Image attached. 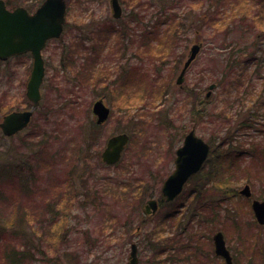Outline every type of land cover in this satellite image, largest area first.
Instances as JSON below:
<instances>
[{
	"label": "rangeland",
	"instance_id": "374dc122",
	"mask_svg": "<svg viewBox=\"0 0 264 264\" xmlns=\"http://www.w3.org/2000/svg\"><path fill=\"white\" fill-rule=\"evenodd\" d=\"M6 1L10 8L26 6L33 11L38 6L28 0ZM119 1L123 8L120 20L113 18L109 0L70 1L64 34L43 51L46 73L41 101L30 124L15 136L0 129V222L12 217L18 205L28 214L19 228L35 251L33 247L28 250L24 264H128L130 243L135 241L139 255L152 254L162 264H170L168 259L176 255L171 264H226L214 255L212 238L219 230L224 232L234 264H264V226L255 220L252 200L239 194L248 183L253 197L264 200V109H257L260 102L252 101L254 92L264 86V19L260 21L257 14L260 0H239L241 4H236L238 0ZM161 9L169 18V14L177 15L184 26L177 21L180 36L165 43L159 59V41L151 40L150 50L141 37L145 32L137 26H153ZM136 15L141 24L134 27L133 36L126 34L122 40L113 33L125 30L129 17ZM203 19L207 20L201 26ZM197 40L204 43L202 53L186 74L184 89H174L189 48ZM112 43L124 46L112 48ZM242 50L246 57L253 53L263 60L262 78L254 81L253 94H248L249 80L231 93L226 91L227 80V89L217 86L214 90L205 120H196V115L192 121V105L198 104L194 93L199 91L202 97L209 85H218L225 76L222 69L227 56ZM92 51L98 52V66L84 61L85 53ZM32 65L30 53L0 61V123L12 111L32 110L26 95ZM255 70L256 65H251L248 74ZM101 99L112 109L104 127L96 126L92 114L94 103ZM195 107L197 113L200 107ZM222 109L232 126H239L244 118L254 123L238 133L233 143L247 153L225 167L241 166L231 176L218 174L217 187L229 186L234 177L233 188L220 190L211 184L198 194L196 186L204 184L212 171L209 162L173 203L174 211L163 207L155 220L145 222L144 202L151 197L161 199L162 185L175 169L176 152L194 125L197 134L212 144L213 155L219 154V169L227 149L220 142L235 130L214 116ZM217 131L219 138L214 142ZM121 133L131 135L129 147L118 165L104 167L100 155L107 141ZM243 173L251 181L237 183ZM168 212H174L176 219H163ZM142 222L139 235L137 226ZM190 222L196 225L187 230ZM1 234L0 264H9L7 250L14 245L18 251L26 247L10 229ZM182 241L184 251L177 249ZM162 247L172 253L164 248V253H157Z\"/></svg>",
	"mask_w": 264,
	"mask_h": 264
},
{
	"label": "water",
	"instance_id": "95a60500",
	"mask_svg": "<svg viewBox=\"0 0 264 264\" xmlns=\"http://www.w3.org/2000/svg\"><path fill=\"white\" fill-rule=\"evenodd\" d=\"M68 0H45L42 5L33 13L24 7H18L13 11L7 8L6 2L0 0V60L6 61L16 54L31 52L33 56V71L27 86V97L33 103L30 111L12 112L3 118L0 128L7 136L15 135L26 128L33 116V110L41 100L40 88L45 76L44 59L42 50L47 41L52 38H59L63 32L66 21ZM113 15L121 17L122 11L118 0H111ZM201 44L194 45L189 53L178 84L184 81V75L192 62L201 51ZM215 85L210 87L213 90ZM211 91L207 97L211 95ZM93 112L97 123L103 124L109 118L110 109L103 100L94 103ZM129 142L127 134H120L112 137L102 154L103 161L108 164H116L120 161L122 153ZM210 151V146L203 139L196 136L192 131L185 138L183 147L178 151L176 159V170L164 184L163 192L168 200L176 198L183 190L188 179L199 172L205 163ZM246 197H251L252 192L249 185L241 191ZM255 217L260 225H264V201L253 202ZM157 201L150 200L146 204L145 211L150 214L151 209L156 212ZM215 251L218 256L226 259L227 264H233L230 252L226 247L224 234L219 231L214 235ZM137 246L133 245L130 264H137Z\"/></svg>",
	"mask_w": 264,
	"mask_h": 264
},
{
	"label": "trees",
	"instance_id": "16d2710c",
	"mask_svg": "<svg viewBox=\"0 0 264 264\" xmlns=\"http://www.w3.org/2000/svg\"><path fill=\"white\" fill-rule=\"evenodd\" d=\"M28 1L32 2V3H30V5H34V6L38 5L39 6L44 0H28ZM215 1L218 2L220 0H215ZM263 2H264V0H260V2H258L259 6H260V4L263 6ZM8 4L11 5L10 1H9ZM236 4H241V1H239V0L236 1ZM262 6H260L261 10L259 11V9H258V11H257L258 17H260V21L264 19L263 18V16H264V6L263 7ZM29 9H31V8H29ZM169 9H171V8L169 7ZM164 11H165L164 9L159 10V12L156 15L157 19H156L155 23L153 24V26L151 25L149 27L148 26L145 27V30L146 29L152 30L151 32L143 30V32H145V33H143V32H142L143 34L141 33L142 34L141 37H142L143 42L147 43L146 46L150 50L153 48V44L151 43V40H153V41L154 40H158L159 41V44H158L159 45L158 46V48H159L158 52L160 53L159 59L162 56V54L164 53L163 50L165 49V43L167 41H169L170 38H172V37H174L176 35L180 36L179 33L182 30H177L178 26H175L177 21L184 26L182 21L178 20V16L177 15L169 14L170 15V18H169V17L165 16V12ZM166 12L168 13V9H167ZM215 14H217V12ZM208 16H210V15L207 14V17ZM256 17L257 16H254L252 19L255 20V19H257ZM242 18L245 20L247 18V16L242 17ZM212 19H214V18H212ZM130 20H131V22H127V26H125L126 29L125 30L121 29L122 30L121 33H119V31H117V32L113 31V33L117 34L118 37H120L122 40L127 39V35L128 34L130 35V37L133 36L134 35L133 32L134 31L136 32L134 27L136 26V24H140V22H141L140 20L137 19L136 16H132ZM205 20H207V19H203L202 20L201 26L204 24ZM132 21L135 22L134 25H131L133 27L130 26V24H132ZM209 22H211V19H210ZM215 23H218V22H215ZM209 25H210V23H209ZM201 26H200V29H201ZM131 28H133V29H131ZM258 28L263 30V25L260 24V26ZM200 29L198 28V30H200ZM174 31L176 33L175 35L173 33H171V32H174ZM106 32H107V30L105 28L104 34ZM101 33H103V32L101 31ZM173 42H175V41H173ZM145 43L143 45H145ZM120 44H122V43H120ZM259 45L258 44L255 45V48H258ZM244 53H245V51L242 50L241 54H239V52L236 55L229 54L227 56V58L225 59V61H224L225 65H223V69L222 70H224L225 76L221 79V81H219L218 86L225 87V89H227V85L225 84V82L228 80L229 89H227L226 91H228L230 93L233 92L235 88L237 89L239 87H242L245 84L246 80H249L248 86L250 85L251 91H249L248 94H253L254 91L252 90V86H254V88L256 87V85L254 84V81L257 82L258 80H260L262 78L261 77L262 76L261 75V68H262V61L263 60L260 59V58H256L253 55V53L249 54V56H247V57L245 55H243ZM97 54H98V52L96 53V52H93V51L90 52L89 54L85 53L84 61L87 60L89 62L88 65H90L92 63L93 67L95 66L94 63L98 66L99 60L97 58H99V56L95 58V56H97ZM238 54H239V56H237ZM251 65H256V70H255V72H253V74H248L249 68H250ZM83 67H84V64L81 65V69ZM98 68H96V69L101 70V68H103V67L100 66ZM97 72H99V71H97ZM134 72L135 71H131V73H134ZM136 75H138L137 72H136ZM235 84H237V85H235ZM146 88H148L147 85H146ZM254 93H257V94L256 95H252L253 103L257 104V102H260V103H258L259 106H257V109H264V102H262V100L264 98V86L262 87V89L260 91L254 92ZM200 94H201V92H199V91L194 93L193 97L195 99V103H199ZM161 96H162V94H161ZM213 100L214 99H211L210 101H206L205 104L202 105V106L199 105V104L192 105L191 117H190L192 119V121H193V118L197 117L196 115H198L196 120H202L204 118L203 117L201 119L202 113H204V116H206L208 105L211 102H213ZM243 100L244 99L242 98V103L244 104L245 101H243ZM227 102H229V101H227ZM195 105L200 106V110L197 113H196L197 109H196ZM224 111L225 110L222 109L219 114L214 115V116L218 120L222 121V125L225 126V125L228 124V129H231V130L235 129V130H234V132L231 135H229V136L227 135V137L222 139V141L220 142L221 146H223V147L227 146V149L225 151L226 153H224L222 155L223 159H221V161H219V169H218V160L220 158L219 154L216 153V156L213 155L211 157V160L209 162H212L211 163L212 171L209 173V175L206 178H204V180H205L204 184L196 186L197 191L199 190V192H198L199 195L202 193V190H205L208 187V185H211V184H212V186L214 188H218L220 190H222L221 188H228L227 191H230L233 188V185L232 184L230 185V182L232 181V179L234 177H231V181L228 183L229 186H219L221 188L217 187L216 186V182L219 179L218 178V174L227 172L228 175L231 176V174L234 172L235 167L237 166V168H239V166H241V164L239 165V163H237V164H231L230 166L228 165L229 167H225L228 164V161H231V160L234 161L235 157L241 156V153H243L241 151L243 149V146L239 145L236 148L233 146V143L235 142V137L241 131H244V130L252 128V126H253L252 124H254L253 122H249L246 118H244L243 122L241 124H239V126L237 124L238 127L235 126V125L232 126L233 121L231 119H228V116L225 115ZM218 134H220L219 131H217L216 134L213 135L214 136V142L219 138ZM256 156H257V154H256ZM214 158L216 160L212 161ZM199 175L193 177V179L191 181L192 182L195 181L199 177ZM71 178H73V177L71 176ZM244 179H246V181L247 180L251 181V179L248 178L243 173V176H238L237 183H240ZM226 181H227V179L224 180V182H226ZM68 185H69L70 189H72V190L74 189L73 185L70 182V180L68 182ZM73 192H74V190H73ZM27 216H28V214H26V211L22 210L21 206L18 205L17 207H14V212L12 214V217H10L7 221L0 222V242H4V241H2L3 234H1V233L6 231L7 229H10L12 234H14V235H18L19 234V236L21 237L20 240L22 241V244L26 247L22 251L21 250L18 251L19 249L15 245L13 247H11L10 249H8L7 252L5 253V255H6V260H7V262L9 264H24L23 260L27 259L28 250L30 251V249L33 247V246L28 245V243H27L28 242V237L26 236V234L23 231V229L19 228V227H22V224L27 221V218H26ZM174 216H175V219H176L177 215L175 214ZM191 222H192V220H191ZM191 222H190L189 228L187 230L192 229V228L195 227L196 223L194 222L193 224H191ZM178 225H180V224H178ZM179 228H180V226L178 227V229ZM158 240H160V239H158ZM177 242H179V241L177 240ZM162 243H163V241L160 242V244H162ZM183 243L184 242L182 241V244ZM182 244L179 243V248H177V249L179 250L181 248L184 251L185 248H183V247H184L185 244H183V245ZM162 246H163V244H162ZM33 248H34V251H35V247H33ZM163 248L166 249L165 252L169 251V253H172V251H171L172 249H167L166 247H162L161 249H159L157 251V253H159V254L164 253V249ZM178 256L179 255L172 256L171 258H169L168 260L170 261V264L172 262H174L175 259ZM160 260L161 261H158L156 264H162L163 260L162 259H160ZM166 262L167 261H165L164 264H166Z\"/></svg>",
	"mask_w": 264,
	"mask_h": 264
},
{
	"label": "flooded vegetation",
	"instance_id": "af4514ba",
	"mask_svg": "<svg viewBox=\"0 0 264 264\" xmlns=\"http://www.w3.org/2000/svg\"><path fill=\"white\" fill-rule=\"evenodd\" d=\"M132 17V16H131ZM131 18L129 17V20H130ZM115 32H117V30H115ZM110 43H111V40L109 41ZM110 46L112 47V48H116V47H122V46H124L123 44H120V45H118V46H115L114 45V43H112V44H110ZM181 71V70H180ZM181 72H179V74H180ZM177 80H178V77L176 78V80H175V83L173 84V85H175L176 83H177ZM173 88H174V86H173ZM178 88H180V86L178 87ZM175 89V88H174ZM92 114H93V117H94V119H93V122L96 124V126H98V125H100V126H98V127H104V125L109 121V118H108V120H107V122L105 123V124H99V123H97V121H96V117H95V114H94V112H93V110H92ZM103 165V164H102ZM187 229V228H186ZM183 233V232H182ZM181 233V234H182ZM216 234V233H215ZM214 234V235H215ZM139 243V242H138ZM214 255L217 257V254H216V251H215V249H214ZM141 256V257H140ZM155 257H154V255H139V259H138V264H156L157 263V261L154 259ZM220 259H222L223 261H224V259L223 258H221L220 257Z\"/></svg>",
	"mask_w": 264,
	"mask_h": 264
}]
</instances>
